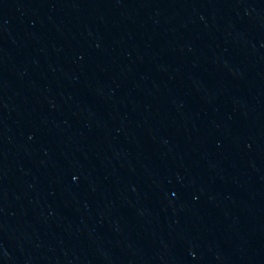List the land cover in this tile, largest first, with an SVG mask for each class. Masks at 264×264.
Masks as SVG:
<instances>
[{
  "label": "water",
  "instance_id": "obj_1",
  "mask_svg": "<svg viewBox=\"0 0 264 264\" xmlns=\"http://www.w3.org/2000/svg\"><path fill=\"white\" fill-rule=\"evenodd\" d=\"M209 155L264 156V0H0V210Z\"/></svg>",
  "mask_w": 264,
  "mask_h": 264
}]
</instances>
